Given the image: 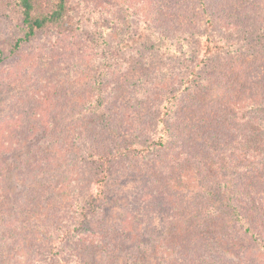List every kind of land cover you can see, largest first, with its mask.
Instances as JSON below:
<instances>
[{
	"label": "trees",
	"instance_id": "obj_1",
	"mask_svg": "<svg viewBox=\"0 0 264 264\" xmlns=\"http://www.w3.org/2000/svg\"><path fill=\"white\" fill-rule=\"evenodd\" d=\"M122 2L125 22L117 15L119 4L113 12L106 7L101 17L100 9L92 13L99 35L88 33L81 19L72 26L73 0H14L20 28L9 52L0 49V95L6 98L5 91L19 85L17 95L28 105L13 98L11 114L12 106L0 103V147L11 148L8 171L14 173L15 191L0 188L11 204L21 200L12 193H23L33 215L51 216L60 228L41 223L45 236L54 238L51 231L58 230L59 239L47 241L46 251L34 252L32 243L14 251L13 264H244L231 256L234 248L245 247L247 238L264 247V0H149V6L139 7L143 17L136 23L134 9L148 0ZM111 19L133 24L137 32L122 35L115 47L108 42ZM49 29L57 32V45L27 52L25 47ZM95 35L104 54L90 45L88 36ZM191 35L199 38L198 58L179 87L163 93L154 85L155 99L161 98L156 117L145 125L150 145L127 144L121 123L129 122L130 114L121 121L110 97L119 85L118 62L131 59L122 52L151 44L169 58L186 52ZM145 84L144 74L128 75L124 88L141 94ZM152 149L159 157L152 160L166 159L168 183L191 177L200 194L172 224L139 232L133 226L149 218L152 206L169 210L167 200L147 184L162 165L156 171L130 166L137 162L134 154L145 157ZM139 173L145 184L135 187L134 202L107 212L117 177ZM64 192L76 193L70 213L57 209L51 197ZM140 233L142 239H136ZM26 238H34L33 232ZM0 242L15 243L2 229Z\"/></svg>",
	"mask_w": 264,
	"mask_h": 264
},
{
	"label": "rangeland",
	"instance_id": "obj_2",
	"mask_svg": "<svg viewBox=\"0 0 264 264\" xmlns=\"http://www.w3.org/2000/svg\"><path fill=\"white\" fill-rule=\"evenodd\" d=\"M121 1V2H118ZM73 3L76 4L74 8V12L71 15L70 20L72 26L76 27L79 26L77 24L81 20H83V25H85V30L89 33L92 32L95 34L96 32L100 35L102 33L99 25L98 27L93 25L92 19L94 18L95 13L99 10V17H101V12H104L107 8L114 11L113 9L119 4V9H117V15L124 20L127 14V8L123 6L122 0H73ZM122 3V4H121ZM84 5L85 9L88 8V14H86L85 9L82 8ZM144 6H149V0L148 2L139 3L135 11V18L137 20L135 21L133 18L132 20L135 21L133 23L141 21L143 15H141V12L139 11V7L143 9ZM107 7V8H106ZM111 12V13H112ZM94 13V14H92ZM101 13V14H100ZM138 15V16H136ZM81 19V20H79ZM105 18H99V22L102 21V23H106L107 20H104ZM108 19V18H107ZM126 19L123 21L125 22ZM123 22L117 21V19H111L110 25L112 28H110L111 35L108 37L109 44L113 46H119L120 42L124 40V38L129 35L137 32V28H134L135 25L130 24L129 25H123ZM20 26V16L18 14V11L14 7V0H0V49L4 50L5 53H8L13 42L15 41V38L18 36L19 33V27ZM97 27V28H96ZM79 32V29H77ZM126 33V36L123 37ZM57 32L54 30H47L43 33H40L39 38L31 43L29 46H26L25 49H27V52H34L37 50V48L41 47H47L50 45V42L54 45H57L56 40ZM83 35H86L85 33L82 34V37L78 38L79 41H83ZM98 35H95V37L88 36V39L90 38L91 41H94V39L100 38L97 37ZM93 37V38H92ZM77 40V41H78ZM78 41V42H79ZM198 36L191 35V38L187 40L189 42L190 46L187 48L186 52L180 55H171L169 58H164V56H160L158 52L156 51V48L153 46L151 47V44H149V47L147 45H144L143 48H137L135 50H126L123 51V54L128 53L131 57V59H128L126 57H122V60H120L117 64V76L115 79L118 82V87L114 85V90L110 92L111 97V106L113 105L116 107V110L118 111L121 121L124 120L127 114H130L129 122H122L121 124V131L124 136H126V139L128 140L126 143L133 145L134 141H141L145 143L146 145H150L149 141L151 139L149 138V132L146 130V123L152 119H154L157 115V103L159 102L161 97H157L158 99H155V94L157 91H154V85L158 84L160 85V89L163 93L165 91H168L172 88L179 87L182 77H184V73L189 70L192 67V64L194 63V60L197 61L198 53L196 52V49L198 47ZM96 44V45H95ZM108 44V45H109ZM95 49H100V53L104 54V48H100L97 43L90 44ZM106 45V47L108 46ZM79 53H81V50H79ZM79 53V57L81 56ZM127 54V55H128ZM158 54V55H157ZM89 55H91L89 53ZM77 56V58L79 59ZM77 58L74 57L73 64L76 66L78 65ZM100 60H98L99 62ZM29 69L28 67H26ZM26 69V70H27ZM56 66L54 67V72L56 74ZM1 71V70H0ZM127 72V73H126ZM140 77V74H144L146 76V84L143 85L142 88H140L141 94L138 91H135L133 89L124 88L126 84V78L129 75L134 76L136 75ZM19 90V85L15 86L14 90H6L4 96L0 95V103H2L3 108L11 107L12 111H9V113H13L15 109L13 108V105L11 103L13 98H18V101L21 100V106L26 101H23L21 97L19 98L17 94H20V92H17ZM161 93V95L163 94ZM7 97L10 99L8 100ZM35 98V97H34ZM34 98H32V102L34 101ZM5 101V102H4ZM115 102V103H114ZM114 103V104H113ZM157 107V108H156ZM155 108V110H154ZM119 117V118H120ZM133 118V120H131ZM105 120L106 117H104ZM120 123V121H117ZM144 132V133H143ZM143 133V134H142ZM2 146V144L0 143ZM8 145H11L10 143ZM22 148V147H21ZM153 148V147H151ZM8 146L0 147V159L4 160L5 165L3 162L0 161V166L4 167V169L0 170V187L3 186H11V191H15V186L12 183L14 173L10 174L8 171V165L11 163L10 153H8ZM23 149V148H22ZM153 150H150L147 153V156L144 157V155L136 156L137 154H134V159L137 162H131L130 166L131 169H137L141 171V164L145 165L148 170L153 169L157 167L158 169L162 165V169L158 172L157 175L150 178V181L147 182L149 188L154 191L155 193H158L160 195V199L162 198L164 200H167L166 203H168L166 206L169 208L166 212L161 213L159 212L162 208L156 207V205L152 206L151 212H148L149 215H147L149 218H146L145 221H140V223L137 225L136 223L133 226V228L136 231H145L147 228L151 226H156L158 229H161L170 223L172 224L174 222L175 217L180 214V211L186 212L188 208H186L187 203L189 201H197L199 198L198 188H196V182L189 177L183 178V180L175 181L173 183H168L166 180V174L168 170L166 168H163L166 163L164 160H166L164 157L160 158V160H152V157H156L153 155ZM149 154L151 156H149ZM159 158V157H158ZM176 165L177 161H176ZM165 167V166H164ZM180 167V164H179ZM168 168V167H167ZM156 171V170H155ZM73 173L75 176H77L78 170H73ZM11 175V176H9ZM23 173L21 174V178L17 180L18 182H21L23 180ZM120 174L117 177V181L115 184L111 185L108 191V202H106V211L110 213L111 210L116 211L117 207L119 206L120 209L121 206H127L128 202H134L136 190L133 193L135 187L141 186L145 184L144 178H142L141 174L139 175H133V174H127L125 176H121ZM2 186V189L5 187ZM0 188V229H2L6 235H9L12 240H14L15 243H11L7 246L4 244H1L0 242V264H13V259L10 257L12 254H14V251H18L17 253H21V250L23 247L28 246L32 243L33 245V251H40L45 250L46 251V242L50 241V243L55 242L56 239H59V232L58 228H60L58 225L60 224H54V220L51 216H49L51 219L41 220V218H37V216L33 215L34 209H32L30 206H28L27 200L23 197V193H12L14 194L15 198H20L19 203L11 204L9 203V199L6 196V193H2L3 190ZM137 189V188H136ZM23 191V190H22ZM8 195L10 193H7ZM11 195V194H10ZM81 197H84L86 193H80ZM26 196V194H25ZM76 196V193H55L52 199L55 201V204L57 209H61V207H64L67 213L72 212L71 206L69 204L70 199ZM73 200V199H72ZM140 207L145 208V202L143 200H140ZM177 203V204H175ZM136 204V203H135ZM135 204L131 205L135 209ZM118 205V206H117ZM138 206V205H137ZM130 207V211H131ZM71 210V211H70ZM136 210V209H135ZM129 212V211H128ZM35 221V222H34ZM257 221V220H255ZM254 221V222H255ZM30 222V223H29ZM253 222V223H254ZM35 225H32V224ZM48 225V227L52 230V227H54L57 232L51 231V233H55L54 238H49V236H45L44 230H46V227L42 226V224ZM255 227V226H254ZM48 228V229H49ZM31 231L33 232L34 238L27 239L26 237L31 234ZM144 233V232H143ZM142 235L140 233V236L136 237V239H142ZM54 239V240H52ZM131 239V238H128ZM135 239V238H134ZM133 245L138 243V241H133ZM242 242V241H241ZM11 245V246H10ZM54 245V244H53ZM245 247H236L234 250L235 253L231 254L233 256V259L237 262L239 260H244V264H257L258 260L260 258L264 257V247L258 246L256 244L255 240L252 238H247L246 243H244ZM10 246V247H9ZM132 248V247H129ZM48 251V249H47ZM245 253V254H244ZM55 258H57L55 256ZM253 258V259H252ZM264 260V259H263Z\"/></svg>",
	"mask_w": 264,
	"mask_h": 264
}]
</instances>
